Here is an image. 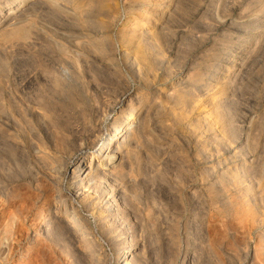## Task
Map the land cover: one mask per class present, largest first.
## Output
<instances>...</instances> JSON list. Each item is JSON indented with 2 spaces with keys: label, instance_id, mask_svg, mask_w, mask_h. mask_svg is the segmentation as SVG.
I'll use <instances>...</instances> for the list:
<instances>
[{
  "label": "rangeland",
  "instance_id": "rangeland-1",
  "mask_svg": "<svg viewBox=\"0 0 264 264\" xmlns=\"http://www.w3.org/2000/svg\"><path fill=\"white\" fill-rule=\"evenodd\" d=\"M18 7L0 26V264H264V0Z\"/></svg>",
  "mask_w": 264,
  "mask_h": 264
},
{
  "label": "bare ground",
  "instance_id": "bare-ground-1",
  "mask_svg": "<svg viewBox=\"0 0 264 264\" xmlns=\"http://www.w3.org/2000/svg\"><path fill=\"white\" fill-rule=\"evenodd\" d=\"M16 2L18 4V6H21L25 2V0H16ZM18 6H16V7L13 6L4 16H2V14H0V26H2L3 24L6 26H9V24H11V22H12L11 18H14V15H16V12L19 8ZM7 32L8 31L5 30L2 32V34L4 33L6 36L10 33V31L8 33ZM15 32H17L16 34H18V35H23L22 34L23 33L22 28L15 30ZM3 36L4 35H1V37H3ZM125 119L127 120L128 127L127 128L124 127L122 129L117 130L113 135L108 137L102 143L101 147L96 151V153H98L95 156V158H98L96 160L97 164L94 165L92 162H89V163L84 164V166H82L81 170L83 169L84 178H87L86 180L88 181V183H89V181L92 180L93 176L95 177L96 174L99 175L98 173L100 170H102V169L105 170L106 168H109V167L113 168V166H111L110 162H106V164H103V162H104L103 159L105 157H107L109 155V153H111V151L115 148L116 145L123 143L127 139V137H129L132 134V130H133L134 126L136 125L135 110H131ZM122 122H123V120H122ZM121 156H122V154H120L119 151L112 152L110 155V158L108 160L109 161L112 160L111 163H113V162H116ZM87 192H88V189H87ZM131 255H132V253H129V249L127 251H125L123 257L120 259V263L124 262L123 264H130Z\"/></svg>",
  "mask_w": 264,
  "mask_h": 264
}]
</instances>
